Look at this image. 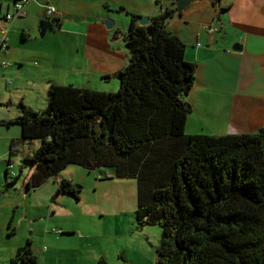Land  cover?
<instances>
[{"label":"trees","instance_id":"trees-1","mask_svg":"<svg viewBox=\"0 0 264 264\" xmlns=\"http://www.w3.org/2000/svg\"><path fill=\"white\" fill-rule=\"evenodd\" d=\"M171 11L145 26L129 15L122 36L128 60L114 75L115 92L50 83L43 110L18 103L17 117L0 119V127L20 131L5 164L19 146L37 141L21 158L30 170L25 189L70 164L105 169V179H133L135 227L161 230L155 264H264V126L231 135L184 133L190 108L183 98L195 65L165 28ZM59 187L79 199L68 180ZM17 261L35 264L36 257L26 246L9 264Z\"/></svg>","mask_w":264,"mask_h":264},{"label":"crops","instance_id":"crops-1","mask_svg":"<svg viewBox=\"0 0 264 264\" xmlns=\"http://www.w3.org/2000/svg\"><path fill=\"white\" fill-rule=\"evenodd\" d=\"M13 2L0 0V27L6 28V49L0 50V61L6 66L0 65V79L6 77L5 72L15 77L14 82L4 81L0 109L18 111L0 117L7 120L18 116L16 103L34 109L39 92L43 101L42 92L50 83L113 92L114 75L128 60L122 36L129 15L150 20L165 9L173 10L176 0H47L55 9V20L52 29L42 35L41 5L26 3L23 17L3 21ZM207 26L216 30L207 32ZM165 28L184 45V59L195 65L193 84L183 98L190 108L186 135L253 133L264 126V0H220L216 5L211 0H196L171 15ZM31 59H35L33 65ZM19 135L12 132L1 138L2 146L7 145V151L0 154L2 160L10 140ZM37 145L34 141L28 149ZM49 180L33 189H25L24 181L20 190L8 187L1 193L8 201L5 207L12 211L0 217V264H9L26 246L36 257L35 264H97L100 258L118 256L123 248L117 240L103 249L100 241L90 239L105 238L104 232L93 228L82 232L78 222L69 219L68 194L61 191L58 181L55 185ZM51 216L64 220L55 223L57 231H43ZM83 225L87 228L85 221ZM111 232L108 236L112 238L120 234L115 223ZM69 236L74 239L64 238ZM46 241L47 247L43 245Z\"/></svg>","mask_w":264,"mask_h":264},{"label":"rangeland","instance_id":"rangeland-1","mask_svg":"<svg viewBox=\"0 0 264 264\" xmlns=\"http://www.w3.org/2000/svg\"><path fill=\"white\" fill-rule=\"evenodd\" d=\"M23 49L26 50L25 47H23ZM34 61L35 59H31L30 63L33 65ZM5 74L6 77L0 79V90H2L3 88L4 81H15V77L8 76L6 72ZM112 82H115L116 84V88H113L112 90L113 92H115L118 87V82L116 81V79ZM105 86L109 85L106 84ZM10 88L11 89L9 90L12 91V87ZM27 90L28 87L26 86L25 91ZM40 93L41 92H39V103L33 105L34 109L32 110L34 111H41L46 107L47 102L45 101H47V91L42 92V95L46 97L43 101L40 98ZM25 99L27 101L30 100L27 96L25 97ZM36 100L37 99H35V101ZM12 101L16 102L17 100L12 98ZM14 105L18 104L16 103ZM17 113L18 111H15L14 107L0 109V117H5V115L9 116L11 114ZM18 130L19 128L17 126H14L13 128L0 127V154L2 150L7 151V145H5V147L2 146V144H4V141L2 142L1 138L8 133L11 134L12 132H17V135H19ZM31 150L32 149H28V145L26 144L19 146V151L17 152V154L12 155L10 159V164L12 166L10 173H12L13 175L9 176L11 178L5 175L6 180L3 172L6 169L5 161L8 157L4 156L5 158L3 160L0 158V195L2 192H5L8 187L16 190H20L21 188H23V182L30 174V170L28 166L21 161V158L23 155L31 153ZM102 172H107V170L99 169L94 171H87L77 165L70 164L60 170L57 176L53 178L54 180L51 179L49 180V182L57 185V181L59 182L61 178L73 181L72 185L75 189L78 190L77 196L80 200H76L71 195H66L67 201H65V205L69 208V212L72 214L71 218L69 219H72L73 222L77 221L78 228H80L82 232H85L84 230H87L89 228H93L95 230H98L99 233L102 234L104 232L105 234V238L90 239L91 241H100L103 249L106 246L110 245L114 240H117L119 246H122L123 250L118 253L119 257L113 255L106 258L107 261L104 259L107 264H123V260L128 264H155L156 248L159 244L161 230L156 225L146 226L140 229L135 227V181L133 179L118 180V178H113L117 180H114V182L111 183L108 182V180L110 179H105L104 176H102ZM17 175L19 177L16 179L15 183L8 186L6 182H11L12 179ZM54 194L55 193L53 191L52 195ZM7 202L8 201L5 198H2L0 196V217L7 215L8 213L10 214L12 211L9 208L5 207V204H7ZM89 207H91V211H88ZM45 211H47V209H45ZM86 212L87 216H85ZM49 220H51L49 226H43V231L51 229L52 231H57L58 226L55 223H60L64 219L61 217L51 216ZM83 221L87 223V228L83 225ZM80 223H82V225ZM114 223L116 225L117 232H119L120 234H116L115 237L112 238L111 236H108V233L112 234L111 229L114 227ZM29 232L30 230H26V235H28V237H30ZM64 238L74 239V237L72 236ZM27 244H30V242H26V245ZM43 245L47 247V241ZM61 259H63L62 256ZM128 261L131 262L129 263Z\"/></svg>","mask_w":264,"mask_h":264},{"label":"built area","instance_id":"built-area-1","mask_svg":"<svg viewBox=\"0 0 264 264\" xmlns=\"http://www.w3.org/2000/svg\"><path fill=\"white\" fill-rule=\"evenodd\" d=\"M46 1L47 0H14L13 5H12V11L10 13L5 14L2 19L5 22H9V21H12L13 19L23 17L25 15L23 7L26 3L30 2V3L43 6L44 14H43L42 20H46L50 23H53L55 20V9L51 5L47 4ZM204 28L207 32L216 30L215 28H211L208 26ZM5 33H6V28L0 27V50H3V51L6 49ZM0 65L4 67L6 66V63L4 61H0ZM11 169H12L11 164L10 163L6 164V172H7L8 177L13 175L12 173H10ZM102 176H104V178H109L110 174L108 172H104Z\"/></svg>","mask_w":264,"mask_h":264},{"label":"water","instance_id":"water-1","mask_svg":"<svg viewBox=\"0 0 264 264\" xmlns=\"http://www.w3.org/2000/svg\"><path fill=\"white\" fill-rule=\"evenodd\" d=\"M196 0H176L174 9L170 12V16L174 13H179L181 10H183L186 6H188L190 3L194 2ZM148 23V18L141 17L138 18V25L145 26ZM53 23H50L46 20L41 21V35L46 31L52 29ZM5 177V175H4ZM6 180V177H5ZM7 184V183H6ZM28 247V246H27Z\"/></svg>","mask_w":264,"mask_h":264}]
</instances>
